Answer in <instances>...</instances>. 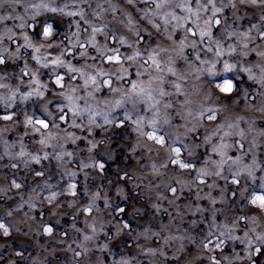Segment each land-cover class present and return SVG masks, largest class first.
<instances>
[{"label":"rangeland","instance_id":"1","mask_svg":"<svg viewBox=\"0 0 264 264\" xmlns=\"http://www.w3.org/2000/svg\"><path fill=\"white\" fill-rule=\"evenodd\" d=\"M185 2L0 0V264H264V3Z\"/></svg>","mask_w":264,"mask_h":264},{"label":"snow or ice","instance_id":"2","mask_svg":"<svg viewBox=\"0 0 264 264\" xmlns=\"http://www.w3.org/2000/svg\"><path fill=\"white\" fill-rule=\"evenodd\" d=\"M129 2H131V0H129ZM207 2L208 3H212L213 0H207ZM252 2L253 3H257V2L264 3V0H252ZM168 3H170V0H163V3H161L160 5H157V7H164V5L165 4H168ZM174 7L179 8V9H181L184 12H188L192 16H197L198 17V13L197 12H193L192 9H191V7L188 6L187 0H186L185 3H177V4H175ZM203 7L204 6L201 5V8H203ZM168 15H171V13H168ZM172 19L173 20H178L179 17L172 16ZM184 19L185 20H188V17H184ZM211 23H212L211 20L205 21V24L210 25ZM215 23L216 24H219V21L216 20ZM181 26H183V25H181ZM158 27L159 26H157V28ZM188 32H190L193 36L197 35V32H194L191 28H188ZM199 35H200L201 40H203L204 36H209L210 37L211 34H210V32L207 29H205V30H202L199 33ZM140 55L141 54L139 52H137L134 56L125 57L124 60H126V61L127 60H134L137 56H140ZM107 60L109 62H116V63H120L121 62V59H120V56H119L118 53L115 54V55H113V56L107 57ZM149 61H152V64L155 65L156 70H158V71L160 70V65L158 63H156L155 60L152 57H149V59L148 60H145L144 63L145 64H148ZM2 62L3 61L0 60V63H2ZM225 67L226 68H230L231 66L230 65H225ZM73 71H75V69H73ZM145 71H147V69ZM144 74L145 73L140 72V71H136V73H135V75H137V76L144 75ZM101 75H103V74H101ZM121 78H123V77H121ZM61 79L62 78H59L58 77L57 80H56V83L58 85H60V87H63L64 85L61 84ZM92 82L95 83V79L94 78H93V81ZM104 83L106 85H108V86H111V81L110 80H106V81H104ZM232 87L233 86H232V84L230 82H226L220 88V91L225 92V93H228V92H231L232 91ZM114 91H115V89H114ZM154 92L157 93L160 96L165 95V93H163L162 91H159L158 88H154L152 86L151 79L149 80V82L147 83V85H145L144 83H131V87L129 89V92L127 93V98L129 100H131L132 99V96L135 95L136 97H138V101L137 102H140V103H148L150 101H155L156 98L153 95ZM4 118L5 119H11V117H4ZM211 118H214V117H210V119ZM29 122H31V121H29ZM37 123L41 124V126L44 127V128H47L48 127L47 123H45L44 121H37ZM148 138L149 139H152V140H155L157 143H159L161 145H163L164 142H165L163 136L156 135L155 132L149 133L148 134ZM173 150L176 152L177 155H179V153H180V149L179 148H175ZM176 162L178 163L179 161H176ZM101 167H103V165H101ZM181 167L187 168V167H189V165H187V164H181ZM17 187H19V185H17ZM261 187H264V185H262ZM251 202L253 204H257L261 208H264V192H262L260 194H254ZM0 228H3L4 231H5V233H7L8 230H7V228L2 223H0ZM47 231L51 232V229L49 228V229H47ZM205 247H207V245H205ZM256 251H259V249H256Z\"/></svg>","mask_w":264,"mask_h":264}]
</instances>
